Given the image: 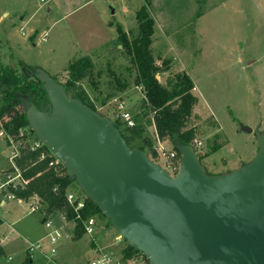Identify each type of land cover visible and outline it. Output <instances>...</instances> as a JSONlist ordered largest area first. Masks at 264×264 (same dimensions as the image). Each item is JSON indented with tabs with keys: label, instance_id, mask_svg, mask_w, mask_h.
I'll use <instances>...</instances> for the list:
<instances>
[{
	"label": "rangeland",
	"instance_id": "1",
	"mask_svg": "<svg viewBox=\"0 0 264 264\" xmlns=\"http://www.w3.org/2000/svg\"><path fill=\"white\" fill-rule=\"evenodd\" d=\"M143 6V0H0V63L27 80L39 82L44 74L64 83L69 63L87 56L100 78L95 88L86 80L79 85L95 112L113 122L115 101L122 102L133 124L145 127L144 137L157 151L153 162L162 166L170 147L156 139L152 114L142 108V91L132 83L135 70L115 45L117 26L131 38L136 35L135 15ZM147 10L154 22L155 65L164 69L162 62H167L157 80L165 86L176 74L187 73L193 84L197 104L191 125L206 173L221 175L249 163L258 150L255 135L264 138V0H150ZM111 74L125 79L128 87L102 105L108 82L113 84ZM239 125L252 134L240 132ZM6 140L0 128V177L11 166L12 148ZM15 143L23 147V139ZM68 191L84 197L75 183ZM95 218L94 233L78 240L73 239L72 224L53 218L70 237L52 246L40 215L0 192V263L21 264L26 247L39 243L46 257L33 254V264H91L101 255L128 264L121 261L126 242H115L118 234L101 214ZM138 261L131 264H143Z\"/></svg>",
	"mask_w": 264,
	"mask_h": 264
},
{
	"label": "water",
	"instance_id": "2",
	"mask_svg": "<svg viewBox=\"0 0 264 264\" xmlns=\"http://www.w3.org/2000/svg\"><path fill=\"white\" fill-rule=\"evenodd\" d=\"M39 82L48 106L24 103L34 138L149 264H264L262 136L255 135L249 163L221 175H207L194 148L175 142L179 165L171 176L129 148L108 117L68 97L54 79L41 74Z\"/></svg>",
	"mask_w": 264,
	"mask_h": 264
},
{
	"label": "trees",
	"instance_id": "3",
	"mask_svg": "<svg viewBox=\"0 0 264 264\" xmlns=\"http://www.w3.org/2000/svg\"><path fill=\"white\" fill-rule=\"evenodd\" d=\"M143 1L144 6L135 15L136 35L131 38L120 26H117L115 45L121 48L129 64L135 70L132 83L135 88L142 91V108L148 109L152 114L151 119L156 139L159 143L170 147L168 154L173 152L179 158V154L174 148L175 142L180 145L192 146L196 140V129L191 125V118L197 98L192 94L194 87L187 73L176 74L173 81H168L165 86L157 80L156 77L159 73L166 71L167 62H162L164 69L155 65L156 59L151 50L154 22L147 10L150 0ZM64 73V83L60 84L64 87L66 95L80 100L95 111L87 94L79 85L81 81L86 80L91 87L95 88V79L100 78L101 73L94 72L93 60L87 56L79 57L69 63ZM111 76L113 84L108 82L109 92L101 102L102 105L114 98L117 91L122 92L128 87L125 79L122 80L116 74H111ZM0 95V128L8 137L6 140L8 146H11L9 139L12 138L15 141L19 131L24 132L26 137H33L25 118L24 103L32 104L38 109L41 104H48L42 84L22 78L15 68L9 65L3 66L0 63ZM112 123L119 130L129 148L145 152L153 161L157 151L152 142L144 137L145 127L142 124L126 127L119 118H115ZM18 149V154L13 159L12 165L5 171L14 173V169H17L19 172L21 184L18 186V191H12L16 198L26 201L36 198L40 222L49 218L53 220V218L61 217L65 223L73 225V239L81 238L85 234L83 221L100 214L99 211L85 197H83V208L77 211L74 210L75 204L67 202V195L70 193L68 187L74 182L67 177L61 164L45 146L35 151H30L24 146ZM195 152L197 155L196 150ZM199 155L197 158L201 164L202 158ZM3 258L4 251L0 246V260ZM138 260L143 264H149L145 257L127 245L121 251L123 263ZM21 264H33V259L26 254Z\"/></svg>",
	"mask_w": 264,
	"mask_h": 264
},
{
	"label": "built area",
	"instance_id": "4",
	"mask_svg": "<svg viewBox=\"0 0 264 264\" xmlns=\"http://www.w3.org/2000/svg\"><path fill=\"white\" fill-rule=\"evenodd\" d=\"M116 106H115V118H119L122 123L126 125V127H132L134 126L132 118L130 117L129 113L125 110V107L122 102L120 101H115ZM19 139H23V146L27 147L30 151H35L39 150L43 147V144L36 140L31 136H27L26 134L22 131H19L18 134ZM9 142L11 144V155L9 157L10 160V165H12L13 159L17 156L18 154V148L20 147L18 144L15 143L13 139H9ZM201 144L197 142L196 140L193 142L192 147L194 148V151H198L200 149ZM43 157V156H41ZM164 164L162 167L171 175H175L178 171V165H179V158H177L175 153H169L167 158L164 159ZM19 172L17 169H14V173H7V172H2L1 177H0V192L4 195L5 199L7 200H13L16 201L18 204L25 203L28 206L30 214H35L38 213L39 211V206H38V201L36 198H31L29 200H21L16 198L14 193L12 191H18V186L21 184V182L15 183L14 181L19 180ZM25 184V182H22ZM67 202L69 204H72L74 206V210L77 211L81 208H83V199H78L75 197L72 193H69L67 195ZM63 219V218H62ZM97 225V221L95 217H90L86 220L83 221V227L85 230V234L91 236L94 231L95 227ZM42 226L49 231V234L47 235L49 243L53 246L55 245L59 240L61 239H69V234L68 233H61L60 228L56 227L54 221L52 219H47L46 221L42 222ZM115 242H119L122 240V238L117 235L114 238ZM39 253L42 255L44 258L46 255L42 252L41 246L39 243L36 244H30L27 247L26 254H28L31 258L33 254ZM55 255V250L51 249L50 250V256L53 257ZM133 261H131L132 263ZM130 263V262H127ZM91 264H118V262L113 263L111 258H109L106 255H101L100 259L96 260L95 262H92Z\"/></svg>",
	"mask_w": 264,
	"mask_h": 264
},
{
	"label": "crops",
	"instance_id": "5",
	"mask_svg": "<svg viewBox=\"0 0 264 264\" xmlns=\"http://www.w3.org/2000/svg\"><path fill=\"white\" fill-rule=\"evenodd\" d=\"M1 205H2V203H1ZM61 219H62V218H61ZM62 222L65 224L64 221H62ZM40 223L42 224V222H40ZM56 227H59V226H56ZM2 249H3V248H2ZM26 249H27V247H26ZM26 249H25V250H26ZM96 249H97V248H96V245L94 244V245H93V250H96ZM25 250H24V253H25ZM96 251H97V250H96ZM97 252H98V251H97ZM25 256H26V254H25ZM25 256L23 257V260L25 259ZM8 259H9V258H8ZM23 260H22V262H23ZM22 262H21V263H22ZM128 264H131V262L128 263Z\"/></svg>",
	"mask_w": 264,
	"mask_h": 264
},
{
	"label": "flooded vegetation",
	"instance_id": "6",
	"mask_svg": "<svg viewBox=\"0 0 264 264\" xmlns=\"http://www.w3.org/2000/svg\"><path fill=\"white\" fill-rule=\"evenodd\" d=\"M47 106H48V104L43 103V104H41V106L39 108L45 109Z\"/></svg>",
	"mask_w": 264,
	"mask_h": 264
}]
</instances>
